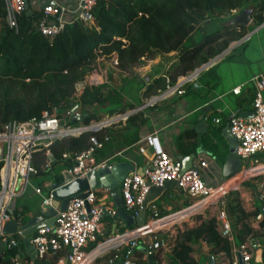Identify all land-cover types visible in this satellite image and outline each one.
I'll return each instance as SVG.
<instances>
[{
	"label": "trees",
	"instance_id": "trees-1",
	"mask_svg": "<svg viewBox=\"0 0 264 264\" xmlns=\"http://www.w3.org/2000/svg\"><path fill=\"white\" fill-rule=\"evenodd\" d=\"M247 7L252 8L253 30L262 26L264 0H97L92 11L93 24L75 22L58 37L50 39L36 31L34 22L37 14H22L18 27L11 28L6 19L5 0H0V128L9 122L40 120L46 112L52 114L54 109L69 107L77 84L86 81L87 76L97 68L99 56L116 54L120 68L129 70L157 56L179 53L177 64L168 71L170 81L162 89L166 91L169 86L175 85V78L190 75L247 35V29L242 25L215 27L219 18L234 15V12L239 14ZM207 17L210 23L206 25L216 23L212 26L215 30L200 36V43L186 47L185 43L199 32L197 27ZM104 89L100 85H87L79 98L80 106L103 105L106 100L102 95ZM82 111L87 112L86 109ZM113 114L111 111L108 115ZM95 120L96 116L89 114L81 120H71L70 124H85L84 127H87ZM146 121L140 113L126 120L128 126L136 131ZM115 126L54 142L51 146L53 162L49 170L42 169L46 161L42 152L35 155L36 176L61 183L62 172L72 167L75 158L88 150L93 136L110 138L96 154L97 162L101 163L97 156L109 146L112 135L117 134L126 143V123L119 122L118 126L122 127L119 130H115ZM193 135L191 131H186L178 141L191 139ZM233 196L227 200L226 211L229 218L235 220L241 243L250 237L257 239L258 235L249 225V215L238 198ZM260 228H264V220ZM218 229V222L213 217L180 233L172 250V261L176 264H198L192 254L193 245L199 241L206 242L212 253H225L232 258V243ZM258 239L264 263V235ZM18 256L17 249L7 250L3 255V264L17 260Z\"/></svg>",
	"mask_w": 264,
	"mask_h": 264
},
{
	"label": "built area",
	"instance_id": "built-area-1",
	"mask_svg": "<svg viewBox=\"0 0 264 264\" xmlns=\"http://www.w3.org/2000/svg\"><path fill=\"white\" fill-rule=\"evenodd\" d=\"M97 0H78L75 8L67 5L50 2L40 11L34 22L36 31L45 38L58 37L67 26L75 22L93 24L92 11ZM7 23L11 28L18 27L19 17L28 10L26 0H5ZM236 13V12H234ZM219 57L197 68L186 77H181L178 84L169 86L161 94V98L172 95H183V88L193 81L200 73L215 65ZM86 83L78 84L80 90ZM254 98L252 102L254 115L250 118L232 117L228 125L231 135L238 141L236 156L243 162L245 169L257 171L264 169V162L258 157L264 155V71L252 79ZM75 90V94L76 95ZM240 94V88L233 91ZM57 109H54L53 113ZM44 113L42 119H32L27 122H9L0 129V242L4 243V253L7 250L17 249L19 256L8 264H35L26 254L23 247L22 232L13 235H4L5 226L15 221L18 226L23 225L22 217L16 213L15 202L28 187L33 176L38 174L34 165L35 155L42 152L46 158L43 170H49L53 162L51 146L58 140L70 136H79L83 133L110 128L120 120H127L123 115L106 118L105 121L87 127L75 129L67 128L54 114ZM83 111L68 110L67 116L72 121L81 120ZM125 115V114H124ZM215 124L221 119L216 118ZM110 138L99 139L95 136L90 139L88 150L75 158V163L67 172L76 180L86 178L87 175L99 167L109 166L110 163H98L96 154L102 150ZM146 144L152 148V159L149 167L142 174L131 173L122 183L124 208L133 217H138L146 211V221L142 227L127 230L119 235L107 238L104 225L105 215H115L113 203H107V196L100 197V190L90 191L83 199H73L65 212H59L52 227L39 229L30 241L33 251L37 255L38 264L55 258V264H97L105 259L106 264H147L150 257L155 259L157 248L154 243L160 232L170 231L172 226H183L190 218L189 214H178L176 217H163L159 206L149 203L144 207L146 197L152 187L163 188L167 183L178 184L179 189L192 200V213L214 209L220 233L232 242V223L226 211L228 189L214 188L204 181L208 162L201 158L195 165L182 174V165L172 158L161 146L157 136L147 138ZM141 153L145 151L140 150ZM52 190V189H51ZM43 195L40 188L34 189L42 197V206H51L52 191ZM102 190V189H101ZM109 192L108 190H106ZM264 206V192L259 195ZM159 225V228H153ZM186 229H184L185 231ZM153 237L148 243L146 238ZM23 248V249H22ZM139 248H146L143 262L137 258ZM260 249V242L255 238H248L233 252L230 264H240V257L244 264H254V256ZM156 264H159L158 262Z\"/></svg>",
	"mask_w": 264,
	"mask_h": 264
},
{
	"label": "crops",
	"instance_id": "crops-1",
	"mask_svg": "<svg viewBox=\"0 0 264 264\" xmlns=\"http://www.w3.org/2000/svg\"><path fill=\"white\" fill-rule=\"evenodd\" d=\"M52 1L70 8H75L78 4V0H26L27 12H32V15L37 14L38 17L39 11ZM243 27L247 29V35L241 41L232 43L234 46L230 45L232 47L219 56L215 65L186 84L183 88L185 93L181 96L175 94L160 99L161 94L165 92L162 90L163 86L170 81L168 71L177 64L179 53L157 56L146 60L142 65H135L133 68L137 73L136 76L132 77L126 73V115L130 117L140 113L147 120L146 124L136 131L126 122V143L123 139H119L117 134L112 135L109 146L97 157L101 163L107 161L110 164L118 161L130 163L135 166L134 173L142 174L152 159V148L146 144V140L151 136H157L163 149L181 165V159H187L191 155H195L192 166L201 158L208 162L204 181L214 188H227L228 198L233 195L238 198L249 215V225L255 235H258L256 236L258 239L264 235V228H260L264 220V206L259 199V195L264 192V169L263 171L262 168L258 169L252 177L242 181L246 176L244 174L242 179L245 166L240 159L232 157L229 141L223 135L232 117H239L241 113L248 114L247 118L252 117L254 98L252 79L264 71V27L253 30V20ZM198 33L192 35L196 41L202 36ZM254 36L259 45V54L255 59L253 57L255 55L249 54L248 47ZM237 55L238 58L234 59ZM180 78H175V85ZM237 88H240L238 95L233 93ZM216 118L221 119L220 124L214 123ZM119 128L116 127L115 130ZM186 131H191L194 134L193 137L182 142L178 141ZM141 149L145 152L141 153ZM260 159L264 162V155H261ZM53 184L55 183L46 177L31 178L30 186L15 202L16 213L22 217L23 224L38 215L41 210L43 196L37 195L34 189L40 188L45 196L52 189ZM231 194L233 195L229 197ZM99 195L101 198L107 196L106 202L113 203L110 193L105 189L100 190ZM154 202L159 206L163 217H176L184 213L190 216L184 219L187 221L183 226L174 225L170 231L160 232L154 243L156 248L157 244H160L157 255L153 259L154 264L157 262L176 264L172 261V250L180 233L215 217L216 211L210 209L198 214H190L192 200L176 186L166 190ZM116 213L115 207V215ZM115 215H107L103 220L107 238L138 227L136 224L129 227L122 219L115 220L113 218ZM229 219L233 229V240L230 241L233 246V257V252L242 244V241L235 220ZM153 226L159 228L158 225ZM218 230L220 232V229ZM153 239L150 237L147 242L151 243ZM262 253V247H260L255 253L254 264H264ZM144 254L141 248L136 252L141 262L144 260ZM192 256L198 264H209L211 256H214L216 264H230L232 261V258L225 253H212L211 247L204 241L193 245ZM48 262L55 263L56 259L51 258L41 264ZM97 264H106V260L101 259Z\"/></svg>",
	"mask_w": 264,
	"mask_h": 264
},
{
	"label": "water",
	"instance_id": "water-1",
	"mask_svg": "<svg viewBox=\"0 0 264 264\" xmlns=\"http://www.w3.org/2000/svg\"><path fill=\"white\" fill-rule=\"evenodd\" d=\"M28 16L32 15V12H27ZM252 20V9L244 10L235 20L233 24H240L242 26H247ZM264 27V24L259 27ZM79 107V106H78ZM134 113V112H132ZM131 113V114H132ZM129 114V115H131ZM254 113H252V116ZM88 114H83V118L87 117ZM123 116H126L123 115ZM240 118L249 117L248 114L241 113ZM201 131V130H200ZM224 137L229 141L230 153L233 158L236 156V148L238 147V141L231 135L229 125L226 126L223 131ZM195 155L189 156L187 159H181L182 161V174L187 170L192 168V161L194 160ZM189 163V164H188ZM149 167V166H148ZM147 167V168H148ZM144 169L143 172L147 170ZM152 169L151 167H149ZM135 172V166L126 163V162H114L109 166L99 167L97 170L89 173L86 178L83 179H74L67 171L62 172V182L55 183L52 186V197L53 201L51 206H42L38 215L34 218L28 220L25 224L18 226L15 221L8 223L4 230V235H13L18 231L22 232L23 247L26 254L30 255V258L38 264L37 255L33 251L30 241L32 236L39 230L45 227H52L55 224L56 217L59 212H65L68 208L69 203L73 199H83L87 196L88 192L105 189L110 193L111 200L115 207L117 208V213L113 217L115 220L122 219L128 226L136 224L138 227H142L146 221V211H143L138 217L130 216L124 208L123 196H122V183L125 178L131 173ZM176 186L179 188L178 184L174 182L167 183L163 188H154L152 187L148 196L146 197L144 207L149 203H152L157 199L162 193H164L169 188ZM264 214V209H263ZM107 216V214L105 215ZM159 243L157 244V248ZM144 253H147L146 248H141ZM3 255H4V243L0 242V264H3ZM117 264H122L118 262ZM148 264H154L153 258L150 257ZM209 264H216L214 256L209 257ZM240 264H244L243 259L240 257Z\"/></svg>",
	"mask_w": 264,
	"mask_h": 264
},
{
	"label": "rangeland",
	"instance_id": "rangeland-1",
	"mask_svg": "<svg viewBox=\"0 0 264 264\" xmlns=\"http://www.w3.org/2000/svg\"><path fill=\"white\" fill-rule=\"evenodd\" d=\"M251 9H252L251 7H247L244 10H251ZM241 13H239V14H241ZM239 14L234 13V15L224 17L223 19L219 18L218 19L219 23L217 22L218 23L217 26L215 25L216 23L206 25L207 22H208L207 24L210 23L209 22L210 19H209V17H207L197 27L199 30L198 34H201L203 36V34L215 30V28L212 27L213 25H215L216 28H225V27L230 26V25H238V24H233V21L235 20V18H237V16H239ZM202 26H203V28H201ZM206 27H208V29H207V31L204 32L203 29ZM201 41H202L201 37H200V40H197V41H196V38L194 37V38L188 39V41L185 43V46L186 47H192L195 43H200ZM234 43H236V42H234ZM231 45L234 46V44H231ZM232 46H230V47H232ZM248 47L250 49L249 54L251 56L255 55V56H253L255 59L256 56H258V54H259V52H258L259 51V45L257 44L256 36H254L252 41L249 43ZM237 58H238V55L234 59H237ZM96 63H97V68L93 72H91L89 74V76H87L86 81L81 82V83H86L84 85V88L87 85H93V86L100 85L102 87L104 86L105 89L102 91V95L104 98H106L105 103L103 105H100V106L99 105H92V106H88L87 108H82L78 101H79V98L81 97L84 89L80 90L78 87V84H77L75 90H78V91H76V95H74V98L71 100L70 106L58 108L53 113L57 118H59L61 120L62 124L66 125V127L70 128L71 130L75 129V128L84 127L86 125L80 124L78 126H72L70 124L71 118L67 116L68 110H70V111H72V110L82 111V110L86 109L87 112H84V113H86L88 115L89 114L95 115L96 120H95V122L90 124V126L99 124V123L105 121L106 118H113V117H116L118 115L126 114V112L124 114H119L120 112H123L126 110V73L130 74L132 77L136 76L137 73H136L135 69L132 68L129 70H122L119 66L118 56L116 54H112L111 56H107V57L106 56H99L97 58ZM81 83H79V85ZM123 89H124V92L122 91ZM115 92L117 94H115ZM120 93H121V95H120ZM111 109H113V110H111ZM111 111H113V113L115 114V115L113 114L114 116L108 115ZM121 121L123 122V124L126 123V120L118 121L116 123V126L118 128H119L118 124ZM3 126L0 129H2ZM119 129H121V128H119ZM256 172L257 171H251L250 169H245L243 171L242 179L245 176L244 174H246V176L244 177L245 179H243L242 181H245L248 178L252 177L253 174H255ZM25 219H27V218H25ZM148 240H149V238L147 237L146 241H148Z\"/></svg>",
	"mask_w": 264,
	"mask_h": 264
},
{
	"label": "bare ground",
	"instance_id": "bare-ground-1",
	"mask_svg": "<svg viewBox=\"0 0 264 264\" xmlns=\"http://www.w3.org/2000/svg\"><path fill=\"white\" fill-rule=\"evenodd\" d=\"M127 117V115L126 116H124L123 118H126Z\"/></svg>",
	"mask_w": 264,
	"mask_h": 264
}]
</instances>
